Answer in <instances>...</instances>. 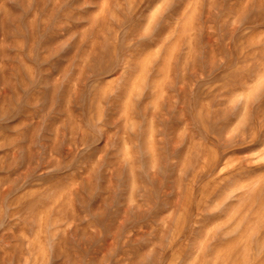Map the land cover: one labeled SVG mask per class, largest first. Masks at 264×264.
Here are the masks:
<instances>
[{"label":"rangeland","instance_id":"374dc122","mask_svg":"<svg viewBox=\"0 0 264 264\" xmlns=\"http://www.w3.org/2000/svg\"><path fill=\"white\" fill-rule=\"evenodd\" d=\"M0 264H264V0H0Z\"/></svg>","mask_w":264,"mask_h":264}]
</instances>
